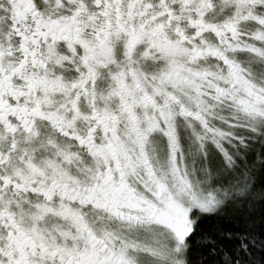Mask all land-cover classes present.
<instances>
[{
    "label": "snow or ice",
    "instance_id": "6c2138e0",
    "mask_svg": "<svg viewBox=\"0 0 264 264\" xmlns=\"http://www.w3.org/2000/svg\"><path fill=\"white\" fill-rule=\"evenodd\" d=\"M0 264H264V0H0Z\"/></svg>",
    "mask_w": 264,
    "mask_h": 264
}]
</instances>
